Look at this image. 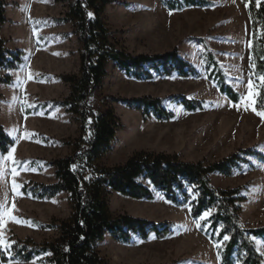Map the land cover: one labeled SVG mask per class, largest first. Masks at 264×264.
Instances as JSON below:
<instances>
[{
  "label": "rangeland",
  "instance_id": "rangeland-1",
  "mask_svg": "<svg viewBox=\"0 0 264 264\" xmlns=\"http://www.w3.org/2000/svg\"><path fill=\"white\" fill-rule=\"evenodd\" d=\"M7 21L2 36L7 47L22 50L23 61L16 69L0 68V76L10 74L12 82H0V101H11V107H0V125L15 140L12 157L0 151V205L11 216L4 218L2 234L13 242L28 237L37 243L54 239L58 232L45 225L54 218H67L72 213L69 193L62 191L52 198H39L24 193L25 184H52L57 181L53 159L72 152L64 139L79 135L80 124L65 107L57 104L70 92L61 75L79 73L81 44L71 23L61 17L66 11L59 0H6ZM166 0H113L105 11L112 39L132 54H157L177 49L179 55L200 72L198 76H182L177 71L162 74L154 68L150 77L136 78L109 62L103 82L91 98L96 112L113 107L122 127L110 150L97 162L114 166L124 163L134 152L146 150L178 154L186 161L212 163L241 149H255L264 154V118L240 102L246 96L249 78L260 91V76L255 74L251 53L252 28L247 0H208L206 7L172 10ZM171 11L172 14H169ZM211 53L223 71L226 81L239 94L234 102L221 93L210 78L215 70L209 63ZM162 99L174 113L170 119L130 107L121 99L141 96ZM178 96L203 101L198 110H188ZM4 98V99H3ZM258 102V98H257ZM235 104V106H233ZM258 111H264L259 107ZM25 125V129H18ZM54 125L62 130L53 134ZM15 130L16 136H12ZM7 132V131H6ZM27 133V138L23 137ZM9 150V151H10ZM235 172L226 176L211 174V182L219 188L242 187L247 199L242 202L240 221L245 227L264 225V162L255 155L241 154ZM15 181L21 187L13 190ZM192 192V189H190ZM196 194L192 193V199ZM115 215L127 213L158 224L170 222L172 231L162 237L151 232L147 237L132 234L123 242L107 234L97 244L110 264H221L223 241L210 235L209 222L191 215V206L177 205L163 192L155 191L152 199H136L118 192L109 195ZM14 205V207H13ZM211 213L213 210H210ZM13 217L15 219H13ZM27 221V223H24ZM154 237V238H153ZM264 257V240L252 237ZM217 244L222 245L217 247ZM12 247V243H11ZM1 253L9 258L1 261ZM13 251L0 250V264H52L47 254L30 261L12 258Z\"/></svg>",
  "mask_w": 264,
  "mask_h": 264
},
{
  "label": "trees",
  "instance_id": "trees-1",
  "mask_svg": "<svg viewBox=\"0 0 264 264\" xmlns=\"http://www.w3.org/2000/svg\"><path fill=\"white\" fill-rule=\"evenodd\" d=\"M65 3L66 11L60 20L71 23L73 33L81 44L79 73L63 74L61 79L69 85L70 92L56 103L73 114L80 124L79 135L64 139L72 146V152L53 159L50 164L56 169L57 181L52 184L28 183L23 192L39 198H52L62 191L69 193L72 213L69 217L54 218L46 224L58 234L54 239L37 243L28 237L24 240L11 237L12 258L30 261L47 254L46 260L52 264H110L98 250L97 244L107 234L128 242L132 234L147 237L155 232L159 237L169 234L171 223H155L145 218L123 213L115 215L110 207L109 195L118 192L136 199H152L155 191L177 205L191 206V215L199 217L205 210H213L207 219L210 235L216 241H223L220 250L221 264H264V257L256 248L252 237L264 240V225L245 227L240 221L242 202L247 197L242 187L219 188L212 184L211 174L232 175L246 160L241 154L255 155L264 162V154L251 148L241 149L221 160L204 163L180 158L178 154L140 150L134 152L124 163L114 166L97 164L107 153L118 130L121 119L113 107L96 112L91 98L107 74L109 62H114L126 74L136 78L150 77L148 67L170 75L177 71L182 76H198L200 72L179 55L177 49L157 54H132L119 47L112 39V30L106 22L105 11L113 0H59ZM251 19V53L254 71L264 75V0H247ZM168 8L182 10L188 7H206L208 0H166ZM6 0H0V68L16 69L22 63L23 52L12 51L1 30L7 21ZM93 13L90 18L88 13ZM209 63L215 70L211 72L221 93L234 102L239 94L227 83L223 71L214 56L209 53ZM0 82H12L10 74L0 77ZM257 105L264 107V88L260 87ZM179 102L188 110L203 107V101L178 96ZM130 107L153 114L158 119H170L174 113L162 104L161 98L141 96L121 99ZM15 140L0 125V151L9 152ZM75 166V170L73 167ZM192 189V192H190ZM192 193L196 198L192 199ZM228 235L229 240L223 237ZM67 249V250H66ZM9 260L1 253V261Z\"/></svg>",
  "mask_w": 264,
  "mask_h": 264
},
{
  "label": "snow or ice",
  "instance_id": "snow-or-ice-1",
  "mask_svg": "<svg viewBox=\"0 0 264 264\" xmlns=\"http://www.w3.org/2000/svg\"><path fill=\"white\" fill-rule=\"evenodd\" d=\"M169 14H172L171 11ZM90 18H94V14L93 13H88ZM252 67L254 68L255 65H252ZM259 80L261 81L260 87L264 88V75L259 77ZM247 95L246 96H242L240 98V102L244 105L245 109L247 110L249 107L251 108V110L253 112H255L257 115L261 116L262 118H264V111H258L256 108V103H257V98L259 97V92L256 90V86L254 85V82L252 81L251 78H249L248 83H247ZM235 106V104L233 105ZM25 135H28L27 133ZM15 149H11L9 151L8 154V158L9 159H13L12 157V153H14ZM0 159H3L2 156H0ZM13 163H18V161H15L13 159ZM73 170H75V166L73 167ZM12 173H13V181H12V185H13V190L16 191L18 190L21 185L17 184L15 181V176L19 175V173L17 172V170L15 168L12 169ZM14 207V205H13ZM0 209H3V205H0ZM212 215L210 210H205L199 217H197V220H206L207 218H209ZM11 216V212L10 211H3L0 210V250L2 251H10L11 250V243L8 240H6V238L4 237V235L2 234V226L4 224V218L5 217H10ZM13 219H15L13 217ZM24 223H27V221H24ZM154 238V237H153ZM224 240H229L230 237L228 235H225L223 237ZM222 245L217 244V247H221ZM67 250V249H66ZM18 264V262H17Z\"/></svg>",
  "mask_w": 264,
  "mask_h": 264
},
{
  "label": "crops",
  "instance_id": "crops-1",
  "mask_svg": "<svg viewBox=\"0 0 264 264\" xmlns=\"http://www.w3.org/2000/svg\"><path fill=\"white\" fill-rule=\"evenodd\" d=\"M2 68H4V67H2ZM0 95H3V94H0ZM3 96L6 97L5 95H3ZM11 104H12L11 101H6V100H1L0 101V107L5 108V109H9V107H11ZM18 129H20V130L25 129V125H19ZM61 130H62V125H54V127L52 128L51 132L53 134L57 135L58 134L57 132H60ZM6 131L10 135L9 130L6 129ZM16 132H17V130H15L13 133H11V135L15 137L16 136ZM25 134L26 133L23 132V137L27 138V135H25Z\"/></svg>",
  "mask_w": 264,
  "mask_h": 264
}]
</instances>
